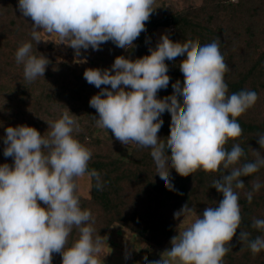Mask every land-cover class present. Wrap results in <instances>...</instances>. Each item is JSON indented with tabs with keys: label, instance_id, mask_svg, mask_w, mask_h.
<instances>
[{
	"label": "clouds",
	"instance_id": "9594fccd",
	"mask_svg": "<svg viewBox=\"0 0 264 264\" xmlns=\"http://www.w3.org/2000/svg\"><path fill=\"white\" fill-rule=\"evenodd\" d=\"M154 5L155 0H18L22 16L33 22L36 44L42 41L41 32L55 34L77 55L81 49L100 50L109 41L122 49L133 48L146 31ZM149 51L135 60L117 56L111 69L84 71V79L101 89L89 101L98 114L93 118L121 144L150 148L157 174L169 190H174L170 169L181 177L197 170H230L213 181L212 188L223 196L217 206L197 215L186 203L174 213L177 219L196 218L172 237L171 248L159 260L150 262L224 264L242 222L237 191L245 188L241 178L264 167L259 151L252 149L254 162L241 164L244 149L234 144L228 150L226 145L243 134L238 118L255 105L258 95L250 90L228 94L224 77L230 69L218 41L201 46L198 40L173 42L164 34ZM179 56L184 57L179 63L183 83L177 80L173 94L160 99L157 93L170 82L165 61ZM15 60L23 65L28 82L44 77L49 64L42 54L32 53L30 42L18 47ZM165 111L171 123L163 140L158 132ZM70 113L67 108L60 118L48 121L46 136L27 125L6 128L3 154L14 163L0 165V264H52L55 253L62 264H101L102 237H94L95 219L89 209L81 208L77 181L87 176L98 190H103L104 182L96 169L89 170L92 151L73 135L80 126ZM258 143L264 149V134ZM260 188L259 181L252 182V191L245 194L249 204ZM252 227L264 230V219H255ZM73 229L78 238L68 246ZM249 235L240 231L238 239L248 243L253 255L264 250V237L249 240Z\"/></svg>",
	"mask_w": 264,
	"mask_h": 264
},
{
	"label": "trees",
	"instance_id": "16d2710c",
	"mask_svg": "<svg viewBox=\"0 0 264 264\" xmlns=\"http://www.w3.org/2000/svg\"><path fill=\"white\" fill-rule=\"evenodd\" d=\"M32 23L31 18L20 13L18 0H0V98L4 99L0 100V165L14 163L12 157L3 154L7 127L27 125L46 136L50 131L47 122L60 118L68 108L77 116L80 126V131L73 135L92 151L89 170L96 169L104 182L103 190H98L95 180L90 181L89 197L77 192L81 208L89 209L95 219L94 237L99 234L103 243L112 226L119 224L160 248L153 262L159 260L185 217L177 219L174 213L186 203L197 215L207 207L217 206L223 196L212 188L213 181L230 170L213 173L197 170L188 177H181L170 169L174 190H169L157 174L150 148L135 144L128 160L116 158L113 145L95 137L98 127L93 117L98 114L89 101L101 89L89 84L83 73L89 68L111 69L117 56L135 60L150 55L149 49H154L159 42L157 34L160 30H166L173 42L191 39L198 40L203 46L218 41L230 69L224 77L228 94L250 90L258 95L255 105L238 118L243 134L226 145L228 150L234 144L244 149L241 164L254 162L253 150L264 156V149L258 143V136L264 134V0H202L200 5L193 4L172 13L164 11L160 17H150L146 31L133 42V48L122 49L109 41L83 64L57 62L50 57L32 39ZM24 42L32 44L34 55L42 54L49 60L44 77L33 82L24 78L23 65L15 60V52ZM183 59L179 56L165 61L170 85L177 80L183 83L179 68ZM105 87L111 90L110 85L101 86ZM178 99L182 102V97ZM162 120L158 136L166 140L171 120ZM241 179L245 188L237 191L242 222L230 242L232 250L224 257V264H264V250L253 255L248 243L238 239L240 231L250 233L249 240L264 237V230L252 227L255 219H264V167ZM254 181H259L261 188L253 193L249 204L245 194L252 191ZM77 238L78 230L73 229L68 246ZM52 264H62L60 254H53Z\"/></svg>",
	"mask_w": 264,
	"mask_h": 264
},
{
	"label": "rangeland",
	"instance_id": "374dc122",
	"mask_svg": "<svg viewBox=\"0 0 264 264\" xmlns=\"http://www.w3.org/2000/svg\"><path fill=\"white\" fill-rule=\"evenodd\" d=\"M201 2L202 0H155L154 7L157 8L154 10L151 17H160L164 11L172 13L177 10L188 8L193 4L200 5ZM164 34L167 35V31L160 30L157 34V39L160 40V37ZM41 39L42 41L38 44L57 62L83 64L88 62L97 52V50L91 48L88 50L81 49L80 54L77 55L75 50L66 44L67 42H65V44L61 43L55 34L41 32ZM171 94H173V88L172 85L169 84L166 89L159 90L157 97L162 99ZM0 100L2 101L4 99L0 98ZM161 119L171 120L170 113L165 111L161 115ZM95 137L104 141H109L113 145L114 156L116 158L122 160H128L130 158L132 147L135 145L134 143L123 145L116 140L110 130L108 131L99 127L95 132ZM77 183L79 185L78 192L85 197H89L91 190L90 181L87 176L80 178ZM41 206H44L42 202ZM195 218V216H185L172 237L178 235V232L187 227ZM171 239L166 244L163 252L171 248ZM159 252L160 248L157 246L150 244L139 235L121 225L114 224L103 241L98 256L101 260V264H150ZM126 256L127 258H125ZM145 257H147V260H145Z\"/></svg>",
	"mask_w": 264,
	"mask_h": 264
}]
</instances>
